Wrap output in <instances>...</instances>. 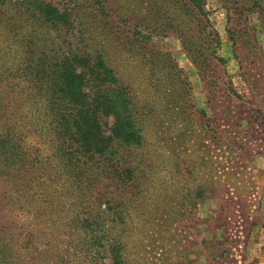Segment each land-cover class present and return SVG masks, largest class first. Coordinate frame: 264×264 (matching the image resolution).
<instances>
[{"label": "trees", "instance_id": "trees-1", "mask_svg": "<svg viewBox=\"0 0 264 264\" xmlns=\"http://www.w3.org/2000/svg\"><path fill=\"white\" fill-rule=\"evenodd\" d=\"M108 1L0 0V264H28L37 238L45 252L75 242L84 263L106 256L125 264L112 230L129 206L115 209L111 190L92 201L90 192L107 179L114 191L131 177L136 166L124 163L142 140L141 102L159 94L157 75L170 72L145 46L148 34ZM161 1L165 10L151 0L164 21L153 29L176 32L192 62L218 58L205 0ZM3 210L14 212L11 220Z\"/></svg>", "mask_w": 264, "mask_h": 264}, {"label": "rangeland", "instance_id": "rangeland-1", "mask_svg": "<svg viewBox=\"0 0 264 264\" xmlns=\"http://www.w3.org/2000/svg\"><path fill=\"white\" fill-rule=\"evenodd\" d=\"M155 1L165 10V2ZM255 2L259 7L205 0L218 58L192 62L176 32L153 29L164 21L151 0L108 1L123 9L126 24L148 34L145 46L170 72L157 75L164 84L154 91L159 94L141 102L148 108L139 118L142 140L124 163L136 166L131 177L114 191L107 179L90 192L92 201L111 190L115 209L129 206V217L112 230L125 264H264V0ZM13 213L2 214L11 220ZM12 240L15 258V235ZM34 246L28 264H61L65 256L69 264H90L78 259L75 242L45 252L37 238Z\"/></svg>", "mask_w": 264, "mask_h": 264}]
</instances>
